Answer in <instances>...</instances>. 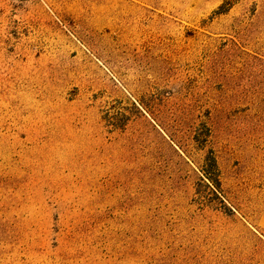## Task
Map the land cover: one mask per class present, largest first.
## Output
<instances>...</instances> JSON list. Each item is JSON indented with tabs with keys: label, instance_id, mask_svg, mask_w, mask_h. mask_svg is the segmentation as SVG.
<instances>
[{
	"label": "rangeland",
	"instance_id": "374dc122",
	"mask_svg": "<svg viewBox=\"0 0 264 264\" xmlns=\"http://www.w3.org/2000/svg\"><path fill=\"white\" fill-rule=\"evenodd\" d=\"M0 264H264V0H0Z\"/></svg>",
	"mask_w": 264,
	"mask_h": 264
},
{
	"label": "trees",
	"instance_id": "16d2710c",
	"mask_svg": "<svg viewBox=\"0 0 264 264\" xmlns=\"http://www.w3.org/2000/svg\"><path fill=\"white\" fill-rule=\"evenodd\" d=\"M210 161H211V165L210 166H212L213 167V169H214V167H216V161H215V158L214 157H212L211 156V158H210ZM205 172V175H207V173H210V172H207V170L206 171H204ZM207 177H209V176H206V178ZM208 180H210L214 185H216V186H218L219 184V180L218 179H213V178H207Z\"/></svg>",
	"mask_w": 264,
	"mask_h": 264
}]
</instances>
